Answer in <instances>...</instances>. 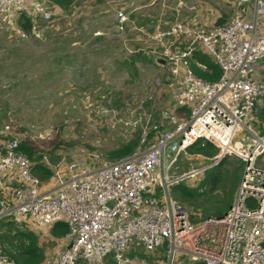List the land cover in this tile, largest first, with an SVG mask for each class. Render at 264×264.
Returning <instances> with one entry per match:
<instances>
[{
    "label": "built area",
    "instance_id": "obj_1",
    "mask_svg": "<svg viewBox=\"0 0 264 264\" xmlns=\"http://www.w3.org/2000/svg\"><path fill=\"white\" fill-rule=\"evenodd\" d=\"M234 2L238 10L220 23L196 15L184 21L176 13L149 31L137 25L147 30L178 86L158 119L144 115L140 145L127 155L108 159L82 148L55 160L43 155L51 174L41 180L16 139L0 142V220L35 231L65 222L52 264H122L133 251L161 253L155 264H175L177 256L203 264H264V132L239 134L251 130L245 120L264 97V80L256 76L264 60V0ZM54 9L47 0H0V24L13 25L24 11L32 17L30 31L39 35L35 19L53 21L61 15ZM116 20L121 28L135 25L121 9ZM197 48L219 65L217 79L193 71ZM199 139L217 147L212 165L234 153L244 170L229 208L193 222L170 186L196 177L211 163L175 177L171 171L180 153ZM0 264L15 263L0 249Z\"/></svg>",
    "mask_w": 264,
    "mask_h": 264
},
{
    "label": "rangeland",
    "instance_id": "obj_2",
    "mask_svg": "<svg viewBox=\"0 0 264 264\" xmlns=\"http://www.w3.org/2000/svg\"><path fill=\"white\" fill-rule=\"evenodd\" d=\"M108 1L103 5L100 2L103 8L97 10L82 2V14L75 9L73 15L61 14L49 23L36 20L39 35L20 30L16 23L11 26L0 24V142L16 139L19 144L28 140L42 156L52 160L78 148L95 151L107 158L111 150L136 136V146L140 145L144 115L151 112L158 119L159 110L171 106L178 82L167 73L166 67L152 60L154 55H160L153 39L147 30L137 29L140 25L121 28L116 12L125 4L118 7L110 4L112 0ZM137 1L146 5L150 16L146 19L148 22L134 18L135 22L146 23L148 31L156 22L172 21L176 17L167 0H136L138 8ZM234 1L178 0L172 7L179 16L184 13L179 19L185 21L196 15V20L203 16L202 21L209 23L216 21L218 14L224 17L223 21L228 20L239 8ZM131 10H126L129 16ZM97 36L102 39L94 43ZM138 52H144L151 60L139 55L133 64L124 62ZM258 103L245 120L251 130L245 127L239 134L244 131L260 133L259 126L264 129V122L258 123L256 115L264 104V97ZM227 158L229 162L225 167L228 170L223 182L207 193V196L219 199V203L231 191L236 197L244 170V162L239 168L241 158L238 155L231 153ZM211 162L212 157L187 149L180 153L171 176ZM212 164L203 173L182 182L197 185L201 175L212 170ZM170 193L175 199L178 191L173 185ZM203 197L205 195L199 199ZM181 202L186 205L190 217H198L207 210L199 205H189L187 201ZM57 243L45 237L40 241L41 245L54 246L58 250ZM58 251L46 264H52ZM126 257L128 260L122 264H155L162 259L157 251L127 253ZM175 264L194 262L177 256Z\"/></svg>",
    "mask_w": 264,
    "mask_h": 264
},
{
    "label": "trees",
    "instance_id": "obj_3",
    "mask_svg": "<svg viewBox=\"0 0 264 264\" xmlns=\"http://www.w3.org/2000/svg\"><path fill=\"white\" fill-rule=\"evenodd\" d=\"M50 7L57 6L61 10L62 14H71L75 10L76 5H81L82 0H47ZM121 10H129L127 8ZM102 13V12H101ZM132 11L130 17L132 16ZM135 17L143 21V17L140 13H136ZM37 21L41 19L37 18ZM224 20V17L216 18V22L220 23ZM16 27L24 32H29L32 25V17L25 13L24 11L19 12L15 17ZM146 25V23H143ZM135 25H141L135 22ZM124 26H126L124 24ZM102 38L97 36L95 37V42L98 43ZM107 47V45H106ZM108 48V47H107ZM143 55V58H147V61H150L151 58H148L147 55L143 52H138L137 55L131 56L129 60H124V62L129 61L128 64H133L134 60L139 56ZM123 63V62H122ZM193 71L203 77L206 80H215L220 76V68L217 62L204 50L197 48L192 52V57L190 61ZM199 64L204 65L202 69ZM257 106V104H256ZM255 106V107H256ZM254 107V108H255ZM253 108V109H254ZM183 110V109H181ZM186 110H184V113ZM258 117V123L264 122V104L256 113ZM260 133H263L264 129L259 126ZM138 142V136L127 141L126 143L120 144L117 148L111 150L107 156L108 159H117L124 155H127L134 150ZM19 149L30 159L32 163V170L41 180L46 179L51 174V169L44 164L42 161V154L38 152V149L29 143L28 140H22L19 142ZM188 150L193 153H200L206 157H211L216 153L217 147L210 141L206 139H199L192 145L188 147ZM56 154V153H55ZM59 155V154H56ZM60 156V155H59ZM229 162L227 155L221 157L216 164L211 168L212 170L207 174L203 175L200 179V182L195 186H189L184 182L173 184L176 191V200L184 201L189 205H199L205 207L207 210L203 211L200 216L191 215V220L196 222L209 214H220L225 212L230 204L234 200V193L231 191L225 200H222L221 203L219 199H214L213 197L207 196V193L214 190L217 185L224 180L225 172L228 170V167H225ZM239 168L244 162L242 159L239 161ZM244 168V166H243ZM210 169V168H209ZM207 169V170H209ZM206 170V171H207ZM238 174V173H237ZM236 174V175H237ZM235 175V177H236ZM240 182V180H239ZM238 182V183H239ZM237 182L235 181V184ZM205 195L202 199H199L200 196ZM220 204V205H217ZM67 231V225L65 222H58L54 224L50 229V234L54 237H60ZM0 248L2 252L11 259L15 264H41L45 259V248L40 244L39 236L32 231L31 229L19 225L11 220H0ZM136 252H130L129 255H133ZM114 264V262H112ZM194 264H203L202 262H194Z\"/></svg>",
    "mask_w": 264,
    "mask_h": 264
},
{
    "label": "crops",
    "instance_id": "obj_4",
    "mask_svg": "<svg viewBox=\"0 0 264 264\" xmlns=\"http://www.w3.org/2000/svg\"><path fill=\"white\" fill-rule=\"evenodd\" d=\"M175 1V5L177 4V1L178 0H167V4H168V6H170V8H172L171 10H172V14L175 16V14L177 13L176 11H174L175 9H174V7H172V3ZM82 2H84V3H86L87 2V7L88 8H95L96 10L97 9H99V8H103V7H101L100 6V2H102V4L101 5H103V4H106V3H108L109 1L108 0H82ZM99 2V3H98ZM138 2V4H139V6H138V8L136 7V5H135V3H136V0H112L111 1V5H117L118 7H120L123 3L125 4V6H123V7H121V9H124V8H127V9H132L131 11H132V13L133 12H135V15H136V13H140L141 14V16L143 17V19H145V21L144 22H148L146 19L148 18V16H150V13H147V11H148V9L147 8H145L146 7V5H141L140 3H139V1H137ZM109 4V5H110ZM108 5V6H109ZM163 6L165 7V6H167L166 5V3L164 2L163 3ZM81 7L83 8V5L81 4V5H76L75 6V8L74 9H78L79 10V14H82V12H84L83 11V9H81ZM138 9V10H137ZM55 11H57L58 12V14H62V12H61V10H59V7H57V6H55V9H54ZM137 10V11H136ZM75 11V10H74ZM101 12V11H100ZM75 13V12H74ZM73 12H72V15L74 14ZM184 13H182V15H181V17L182 16H184L183 15ZM218 14V13H217ZM216 14V15H217ZM135 15H133V17L134 18H136L135 17ZM160 18H161V15L159 16ZM186 17V16H185ZM218 17H220V15L218 14L217 16H216V18H218ZM36 20V19H35ZM199 20H203V16L199 19ZM165 21H167V20H165ZM256 76L259 78V79H263L264 80V60H262V61H260L259 62V65H258V69H257V72H256ZM259 104V103H258ZM257 104V105H258ZM256 106V105H255ZM263 106V105H262ZM32 230V229H31ZM32 231H34L38 236H39V238H40V241H41V239H43L44 237L46 238V239H48V240H50L51 238H52V241H56V242H59V243H57V245L56 246H58V250H60L61 248H62V244H61V241H59V238L61 237H54V236H52L51 234H50V230H48V229H46V230H38V231H35V230H32ZM47 236V237H46ZM54 246H52V247H50L49 248V246H44V248H45V259H44V261L41 263V264H46L49 260H50V258H51V255H53L54 254V252L55 251H58V250H56V249H54L53 248ZM1 249V248H0ZM53 249V250H52ZM59 252V251H58ZM57 252V253H58ZM52 260H53V258H52Z\"/></svg>",
    "mask_w": 264,
    "mask_h": 264
},
{
    "label": "water",
    "instance_id": "obj_5",
    "mask_svg": "<svg viewBox=\"0 0 264 264\" xmlns=\"http://www.w3.org/2000/svg\"><path fill=\"white\" fill-rule=\"evenodd\" d=\"M152 60L160 65L164 64V59L159 55H154Z\"/></svg>",
    "mask_w": 264,
    "mask_h": 264
}]
</instances>
